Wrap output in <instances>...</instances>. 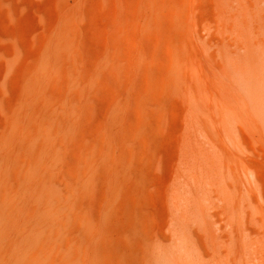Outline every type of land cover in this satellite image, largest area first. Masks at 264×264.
I'll use <instances>...</instances> for the list:
<instances>
[{"label":"rangeland","instance_id":"1","mask_svg":"<svg viewBox=\"0 0 264 264\" xmlns=\"http://www.w3.org/2000/svg\"><path fill=\"white\" fill-rule=\"evenodd\" d=\"M219 1L0 0V264H264V40Z\"/></svg>","mask_w":264,"mask_h":264},{"label":"bare ground","instance_id":"2","mask_svg":"<svg viewBox=\"0 0 264 264\" xmlns=\"http://www.w3.org/2000/svg\"><path fill=\"white\" fill-rule=\"evenodd\" d=\"M260 2L264 3V0H255L253 5L249 7L248 5L244 4L242 1H239V8H240L239 12H235L232 15H229V14L226 15L225 9H224L225 17L229 21H231L232 31L235 34H237L236 37L242 38L245 41H247L248 47L251 46V43H250L251 40L259 39V38H262L264 40V8L262 11L263 13L261 12L260 14L257 9L258 3ZM228 3H229V0L219 1V5L221 6L222 9ZM225 17L223 16L224 20H226ZM251 23H255L257 24V26L255 28H252ZM250 51L249 52L252 53L253 50H250ZM257 93L259 92L257 91L255 94ZM196 103L198 105V108H200L199 103L198 102ZM191 109H193V107ZM192 130H193V133H196L194 127L190 129V132ZM188 137L190 140L188 141L190 143V147H188V144H186L184 152H183V156L180 162L181 167L177 173V178L179 177L180 179L182 178V180H191V179L204 177L209 180H218V176H217L218 175L217 173L218 171V168H217L218 152L214 148L215 146L210 141H208L206 144L204 143V145L202 146L197 140L193 139L191 135H189ZM189 148L192 149L190 151V153H192L191 157H189L187 153V151H189ZM198 166L203 167V169H201V171H197ZM172 199H173V196H172ZM174 258L176 259V257Z\"/></svg>","mask_w":264,"mask_h":264}]
</instances>
